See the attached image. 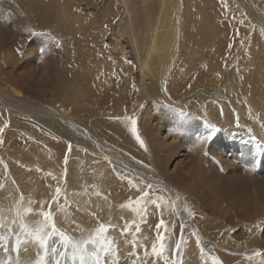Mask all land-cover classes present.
<instances>
[{
	"label": "bare ground",
	"instance_id": "obj_1",
	"mask_svg": "<svg viewBox=\"0 0 264 264\" xmlns=\"http://www.w3.org/2000/svg\"><path fill=\"white\" fill-rule=\"evenodd\" d=\"M104 1H106L105 7L98 14L99 17L92 14L93 19L90 20L93 25L89 28L82 26L77 21L76 15L61 8H54L51 19L48 17L44 19L43 32L51 35L55 40H63L66 52L62 62L69 63L68 66L63 67L62 82L56 84L52 98L54 108L67 113V117H78L84 121L88 124L87 128L91 133L108 127V130L116 134L113 136L119 135L124 142L125 132L112 121L105 123L104 127L103 123L108 122L107 116L105 121L101 122L104 119L102 115L106 112L122 115L124 110L121 111L120 107L121 95L118 96L119 101L112 93L114 91V86L110 85L112 78H106L102 82L100 76L108 73L102 69L104 73L97 74V70L108 68L107 72L110 71V74L122 77L129 85L139 84V80L136 82V76L132 75L133 71L128 64L125 48L120 44V41L125 39L123 40L125 44L121 43L130 44L132 54L139 61L140 76L145 77L149 86L160 83L154 89L148 87L152 92L148 100H158L161 104L163 102L169 105L173 104L171 99L173 100L174 95L195 94L190 98L189 106L185 107V103L180 104L184 109H188V114L192 115L191 112H193L196 115L198 111L206 112V118L216 120L213 124L223 129L230 125L237 126L236 117L239 116V126L248 127V135L253 134L259 137V134H262L261 137L264 136V128L262 129L259 125H264V23L261 22L258 11L251 8L246 10L239 8L236 6L239 0H231V2L192 0L193 13H190L188 3L181 0L180 8L185 13L182 23L179 12L175 13L177 14L175 19L170 15L176 4L175 0H94L91 4L87 3L86 8H91L92 5L99 6L98 3ZM37 5L39 6V3L33 5V11ZM118 7L123 9L121 22L117 20ZM259 7L262 9L261 14L264 15L263 3H260ZM192 19H197L198 24H194ZM95 22L98 23V27H95ZM90 29L93 30V34L89 33ZM107 33H111L113 44H104L103 39ZM51 42L54 41L51 40ZM8 52L6 56L1 54L3 58L0 55L1 61L6 62L8 57H15L12 50ZM70 80H73V83H70ZM121 85L128 89L129 85ZM208 86H210L208 93L207 91L205 93L204 90ZM8 88L15 92V96L21 95L20 91L13 88L11 84ZM194 89L196 92L191 93ZM240 97L247 104V108L243 109V106L238 103ZM220 100L231 102V106L222 104L224 106L222 107ZM180 101L186 102L185 99ZM174 106L178 104L175 103ZM100 108L102 112H98ZM235 109L238 110V115H234ZM19 111L18 113L21 112ZM1 112L3 115V110ZM253 112L257 113V117L253 115L250 119H246L247 115H252ZM2 115L0 114V129H3L5 133L0 132V184L4 187L0 189V206L5 209V214H8L7 210L19 199L18 194L24 195L25 203L27 198L31 197L33 200L31 207L35 212L40 211L41 202H44V210H48V202L52 194L61 181L66 179V192L61 193V199L64 201L65 196L67 197L68 219H75L83 226L91 228L95 226L96 219L90 216L89 212H94L97 216L105 215V220L111 215V224L116 226L117 230L110 231L109 235L119 244V264H131L133 259L127 255L132 251L131 245L125 243V237L121 236L119 231L123 228L125 221L140 223L141 232L137 233V237L150 252L151 244L156 236V224L159 223L152 211L154 206H149L146 222H140V218L130 209H120V204L126 203L130 197L135 200L140 193L129 188L128 179L114 178L115 175L113 176L108 170L110 166L108 168L106 166L107 160L99 156L100 153L97 154L99 157L95 152V154L86 153L83 156L80 154L75 156L80 151L78 147L72 150L68 158L70 162L68 174L64 175L66 177L64 178L62 171L67 160V148L66 144L58 141L60 137H56L58 140L54 139L56 135H48L50 131L48 134L45 132L46 137L40 132L36 134L33 131L36 129L29 122L32 120L22 118L24 122L19 121L12 119L10 114H6V117L10 118V123L8 128L4 129ZM98 115H101L103 119L97 120ZM187 118L189 119V116ZM29 127L32 130H29L31 129ZM204 130L205 128L202 131ZM94 158H98L100 163H97ZM11 161H14L15 165ZM4 174H7V177H3ZM162 178L166 181L169 179ZM46 183L51 187L48 192L45 191ZM96 191H99L101 195L96 196ZM77 206L81 211H77ZM54 214L60 226L64 227L63 216L55 212ZM122 216L123 219H121ZM27 218L33 221L40 219L38 215H29ZM132 231H135L134 227ZM71 234L78 236L79 232ZM127 239L131 240L132 237L129 235ZM137 251L143 259L144 248H138ZM29 255L34 259L35 251L32 250L22 258L27 259ZM147 259L148 264H151V258ZM192 261H196V258ZM230 261L231 257L226 256L225 262Z\"/></svg>",
	"mask_w": 264,
	"mask_h": 264
},
{
	"label": "rangeland",
	"instance_id": "obj_2",
	"mask_svg": "<svg viewBox=\"0 0 264 264\" xmlns=\"http://www.w3.org/2000/svg\"><path fill=\"white\" fill-rule=\"evenodd\" d=\"M38 1L0 0V55L6 56L9 54L8 51L12 50L15 56L14 58L8 57L6 62L0 59V111L3 110V115L2 112L0 114L2 115L4 129H7L8 123H10V118L6 117V114H10L12 119L19 121H23L22 118L32 120L28 121L36 129L33 130L36 134L40 132L46 137L50 131L48 135H56L54 139L58 140L60 137L58 141L66 144L67 148V163L64 164L63 176L65 173V176L68 174L67 170L70 166L68 158H70L71 151L78 147L80 152L75 156L78 154L83 156L86 153H96V155L100 153L99 156L107 160H105L107 168L110 166L108 168L109 172H112L111 174L115 175L114 178L117 180H127L140 176L158 186H166L172 189L173 194L178 192L181 201L177 210L174 211L169 208L163 217L155 210V207L152 211L159 221L164 219L168 223L174 238L180 237V223L184 222L186 224L184 235L187 243L184 245L182 264H205V261L201 260L200 250L196 245V237L191 235L193 231H196L200 236L205 250L210 255L217 257L222 264H258L260 260L264 259V231H262L264 229V136L261 137L262 134H259V137L253 134L248 135V127L230 125L224 129L218 127L220 131L213 136L211 141L205 144L197 143L196 135L207 131L203 120L206 119L211 124L215 123L216 120L206 118V112L200 113L198 111L196 115L191 112L192 115H190L188 109L180 106L181 103H185V107L189 106L191 104L189 100L195 94L180 93L174 95L173 100L171 99L173 104L169 105L163 102L161 104V101L158 102V100H148L152 95L148 87L154 89L160 83L149 86L145 77L140 76L139 61L132 54L130 44L124 45L123 40L125 39L121 40L120 44L125 48L128 64L133 71L132 75L136 76V82L139 80V84H130V86L122 77L110 74V71L107 72L108 68L100 67L101 69L97 70V74H102L104 71L108 73L105 76H100L102 82L106 78H112L110 83L111 86H114L112 93L117 99L121 95V101L118 100L122 104L120 105L121 111L124 110L125 113L122 111V115H115L106 112L102 115L104 119L101 118V115L96 118L99 121L103 119L101 120L103 123L107 116L106 121L108 122L103 123L104 127L105 123L112 121L114 125L116 124L125 132V140L122 142L119 135L113 136L115 133L108 130V127L101 129L103 132L99 130L101 134L98 133L99 131H92V133L94 132L92 134L87 128L89 127L88 124H85L84 121H81L78 117H67V113L58 111L53 106L54 101H52V98L55 94L56 84L62 82L63 67L68 66L69 63L62 62L66 52L63 40L53 39L51 35L43 32V27L45 26L44 19L46 17L48 19L52 18L54 8L69 11L70 14L76 15L77 21L82 26L92 27L93 23L90 19H93V15L99 17L98 14L104 9L106 1L98 3L101 6L92 5L88 9L86 8L87 3L90 2L91 4L94 0ZM185 1L188 3L190 13H193L192 0ZM227 1L231 2V0ZM239 1L236 6L244 10L251 8L258 11L261 22L264 23V15L261 14L262 9L259 7L260 3L264 5V0ZM175 2L176 4L173 6L170 15L175 19L177 16L175 13L179 12L183 23L185 13L180 8L181 0H175ZM36 3H39V6L37 5V8L33 11L32 7ZM118 8L117 20L121 22L123 9H121L122 7ZM192 20L194 24H198L197 19ZM98 26V23L95 22V27ZM90 30L89 33L93 34V30ZM111 38H113L111 33H107L103 39L104 44H113ZM115 38H118V36H115ZM51 40L54 42H51ZM41 48H44L43 52L40 51ZM104 58H107V56H104ZM5 82H8V84ZM69 82L73 83V80ZM9 84L20 91L21 95L15 96V92L8 88ZM121 84L129 85L128 89H125ZM209 88L210 86L205 88V93L206 91L208 93ZM192 91L191 93H194L196 89ZM180 99H185L186 102H181ZM220 101L222 107L225 105L231 106L229 101ZM175 103L178 106H174ZM238 103L243 106V109L244 107L247 108V104L242 101L241 97ZM180 111L188 114V127L196 131L176 130L175 125L179 119L178 113ZM98 112H102V108ZM234 113H236L234 115H238V110L235 109ZM253 113L252 115L248 114L246 119H250L253 115L256 116L257 113ZM125 114L130 118L135 117L138 134L145 142L147 151L144 152V149L140 148L128 130L130 124L124 120ZM115 121L120 122L116 123ZM5 125L7 126L5 127ZM203 128H205L204 131H202ZM29 130H32V128ZM173 132L175 134H171ZM2 133H5V131L3 130ZM57 136L58 138H56ZM100 136H102L101 141ZM253 138H255V143H253ZM102 141L104 142L102 143ZM129 153H133L132 156ZM94 160L100 163L98 158H94ZM136 161L141 163L138 164ZM11 163L15 165L14 161H11ZM144 165H147V167H144ZM7 171L9 172V169ZM65 176L64 178H66ZM3 177H7V174H4ZM162 177H168L169 179L166 181ZM231 177L233 178L231 179ZM65 182L66 179H63L58 187L65 185ZM49 190H51V187L46 183L45 191L48 192ZM164 195H167V193ZM17 196L19 197L20 194ZM3 198L5 199L4 196ZM61 202L63 203L62 199ZM185 205L192 212L191 217L184 210ZM169 212L173 214L169 215ZM176 212H178V215ZM99 217L101 220H105V215ZM173 224L175 227H172ZM254 225L259 226L254 228ZM116 230H113V232H116ZM172 246L174 247V241ZM256 252H260L261 256L256 257ZM0 255H2V252H0ZM226 256L231 257L229 263L225 262ZM248 257H253V259L249 260ZM194 258H196V261H192ZM207 264H211L210 259H208Z\"/></svg>",
	"mask_w": 264,
	"mask_h": 264
},
{
	"label": "snow or ice",
	"instance_id": "obj_3",
	"mask_svg": "<svg viewBox=\"0 0 264 264\" xmlns=\"http://www.w3.org/2000/svg\"><path fill=\"white\" fill-rule=\"evenodd\" d=\"M57 46L59 47L58 42ZM40 51L43 52L44 48H41ZM164 91L166 93V89ZM178 116L179 119L175 125L177 131H196L188 127L187 113L180 111ZM124 120L130 124L128 130L140 148L147 151L145 142L138 134L135 117L126 116ZM236 124L239 127V116L236 117ZM204 127L207 131L195 137L199 144L211 141L213 136L220 131L206 119ZM261 127L264 128V125ZM2 131L3 129H0V132ZM171 134H175V132ZM253 143H255V138H253ZM136 163L141 162L136 161ZM54 179L56 178L54 177ZM127 183L130 189H135L140 194L136 196L135 200L130 197L126 203L120 204L119 208L130 209L140 218V222H146L149 206H154L161 217L169 208L175 211L180 207V194L178 192L173 194L172 189L166 186H158L140 176L129 178ZM3 187L4 185L0 184V189ZM62 192H66V185H61L55 189L51 202H48V210H44V202H41L40 211L35 212L31 207L33 200L29 197L25 203L26 198L23 194H20L19 199L7 210L8 214H5V209L0 206V252H2L0 264H119V244L114 237L109 235L110 231L116 230V226L111 224V215L108 216L107 220H101L96 213L89 212L88 214L96 219L95 226L91 228L83 226L75 219L69 220L66 212L69 205L66 196L61 203ZM165 193L167 195H164ZM95 195L100 196L101 193L96 191ZM184 210L189 217L192 216V212L188 210L186 205ZM77 211H81L79 206H77ZM54 212L63 216L64 227H61L57 222ZM171 214L173 213L169 212V215ZM176 214L178 215V212ZM29 215H38L40 219L29 220L27 218ZM258 226L254 225V227ZM133 227L135 231H132ZM172 227L175 225L173 224ZM185 227L186 224L181 222L180 237L174 238L168 223L161 219L156 224V236L151 244L150 252L137 237V233L141 232L140 223L125 221L123 228H120L119 231L121 236L125 237V243L131 245L132 251L127 254L129 257H133L131 264H148L147 258H151V264H182L184 245L187 243L184 235ZM161 229L163 230L161 231ZM72 232H79V235L73 236ZM129 235L132 237L131 240L127 239ZM191 235L196 237V245L200 250L201 260L205 261V264H207L208 259L211 260V264H222L217 257L210 255L205 250L196 231H193ZM145 239L147 238L145 237ZM173 241L174 247L172 246ZM138 248H144L143 259L137 251ZM32 250L35 251L34 259L30 255L27 259L22 258ZM255 256L259 257L261 253L256 252ZM248 259L251 260L253 257H248ZM258 264H264V259L260 260Z\"/></svg>",
	"mask_w": 264,
	"mask_h": 264
}]
</instances>
